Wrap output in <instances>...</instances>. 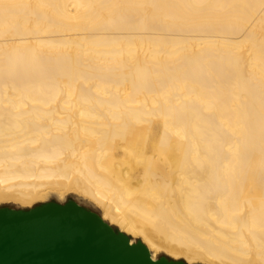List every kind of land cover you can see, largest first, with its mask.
I'll use <instances>...</instances> for the list:
<instances>
[{"label":"bare ground","instance_id":"1","mask_svg":"<svg viewBox=\"0 0 264 264\" xmlns=\"http://www.w3.org/2000/svg\"><path fill=\"white\" fill-rule=\"evenodd\" d=\"M68 192L154 261L264 264V0H0V205Z\"/></svg>","mask_w":264,"mask_h":264},{"label":"water","instance_id":"2","mask_svg":"<svg viewBox=\"0 0 264 264\" xmlns=\"http://www.w3.org/2000/svg\"><path fill=\"white\" fill-rule=\"evenodd\" d=\"M0 264H185L146 246L73 200L0 208Z\"/></svg>","mask_w":264,"mask_h":264},{"label":"rangeland","instance_id":"3","mask_svg":"<svg viewBox=\"0 0 264 264\" xmlns=\"http://www.w3.org/2000/svg\"><path fill=\"white\" fill-rule=\"evenodd\" d=\"M69 200H73L75 201L77 204H79L80 206H83L89 210H91L92 212L96 213L97 215L100 216L101 214V211L92 203L90 202L89 200H84V199H81L80 197H78V195L74 192H68L67 194H65L64 196V200L63 201H59L57 196L54 195V194H51L48 198V200H46V202H50V201H55V202H58V203H65ZM46 202H37L36 204H34V206L36 205H40L42 203H46ZM33 206V207H34ZM1 207H9V208H13V209H20V208H17L15 205H12L11 203L9 204H1L0 205V208ZM22 209V208H21ZM23 209H29V208H23ZM113 228L115 229V231H119V229L115 226H113ZM130 239H133L134 242H137V241H140L142 242V238L140 236L138 237H131L129 236ZM158 258H161V257H165L167 260L169 261H178V260H182V262H184L185 264H188L186 259L185 258H179L177 260L173 259V258H170L164 250H160L158 255H157ZM194 264H201L200 262H196Z\"/></svg>","mask_w":264,"mask_h":264},{"label":"trees","instance_id":"4","mask_svg":"<svg viewBox=\"0 0 264 264\" xmlns=\"http://www.w3.org/2000/svg\"><path fill=\"white\" fill-rule=\"evenodd\" d=\"M178 261H182V260H178Z\"/></svg>","mask_w":264,"mask_h":264}]
</instances>
